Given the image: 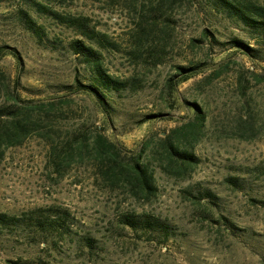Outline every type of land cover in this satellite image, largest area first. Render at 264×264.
I'll return each instance as SVG.
<instances>
[{
    "label": "rangeland",
    "instance_id": "rangeland-1",
    "mask_svg": "<svg viewBox=\"0 0 264 264\" xmlns=\"http://www.w3.org/2000/svg\"><path fill=\"white\" fill-rule=\"evenodd\" d=\"M238 1L264 8V0ZM37 2L88 18L114 43L93 48L109 74L132 79L136 89L112 95L107 114L85 94L64 90L75 78L87 83L82 58L70 48L84 39L36 12ZM233 39L261 58L233 48ZM192 66H200L196 74L170 84L176 67ZM257 75H264L263 36L201 0H0V107L68 99L49 126L59 136L100 127L127 156L143 150L157 188L149 202L104 189L90 163L73 162L58 175L48 145L29 137L4 151L0 214L39 221L50 207L67 210L69 231L43 238L27 221L0 225V264H264V82ZM168 138L196 159L182 174L163 153ZM124 214H148L156 224L123 227Z\"/></svg>",
    "mask_w": 264,
    "mask_h": 264
},
{
    "label": "trees",
    "instance_id": "trees-1",
    "mask_svg": "<svg viewBox=\"0 0 264 264\" xmlns=\"http://www.w3.org/2000/svg\"><path fill=\"white\" fill-rule=\"evenodd\" d=\"M31 2L34 0H21ZM210 8L224 13L228 18L243 24L246 28L260 33L264 38V8L251 3H241L238 0H201ZM33 8L36 12L44 11L63 26L78 30L82 40H73L70 43L72 52L82 58L84 70L88 73L87 83H82L77 78L71 85H65L64 90L69 94L82 93L90 98L93 106L103 114H107V108L111 106V96L126 90L130 87L135 90V84L132 79L121 80L109 74L102 64V54L98 48L112 47L111 43L104 34L89 26L88 18H74L49 10L41 3H35ZM25 17L23 22L27 28L36 34L34 22L30 17L23 13ZM153 24V21L151 22ZM86 40V42H85ZM230 45L238 51H242L248 57L259 60L261 57L256 55L257 49L250 47L241 40L233 39ZM200 66L176 67V72L172 76L177 80L170 81V84H176L186 81L189 77L196 74ZM219 72L215 73L216 78ZM171 78V79H172ZM258 83L264 82V75H257ZM18 82L16 83V85ZM17 97H14L16 101ZM18 102L12 103L9 107H0V163L4 156L5 149L21 145L27 138L35 137L41 140L49 147L48 164L52 165V170L62 175L61 169L70 167L75 162L78 165L90 163L96 172L104 189L114 191L123 188L127 190L138 200L149 202L156 196L157 188L153 169L150 164L141 160L144 151H139L136 155L127 156L124 150L111 142L100 127H79L76 131L68 133L66 136H59L61 130L49 125L58 123L62 116V108L69 107L70 102L64 97L59 98L57 104L54 102L32 104L25 101V105L17 106ZM27 102V103H26ZM14 105V106H13ZM84 126V125H83ZM193 134L197 135L201 122L192 125ZM164 155L169 164L177 168V172L184 173L193 164L196 163L195 157L181 149L173 143L172 140L165 139ZM227 182H233L228 179ZM48 216L45 220L35 221V219L15 218L5 214H0V225L16 228L20 223L27 221V227L36 228V236L43 237L44 234L56 230V232H68L69 228L66 222L69 220L67 210L55 211L54 208L46 209ZM118 223L123 227L139 229L140 227L152 228L156 222L148 214L141 216L120 215ZM44 238V237H43ZM9 264H18L13 261H7Z\"/></svg>",
    "mask_w": 264,
    "mask_h": 264
}]
</instances>
